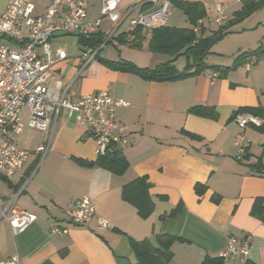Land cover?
I'll list each match as a JSON object with an SVG mask.
<instances>
[{
	"label": "crops",
	"instance_id": "0c3cea01",
	"mask_svg": "<svg viewBox=\"0 0 264 264\" xmlns=\"http://www.w3.org/2000/svg\"><path fill=\"white\" fill-rule=\"evenodd\" d=\"M28 1L34 4V15L44 14L51 2ZM85 1L88 19L99 18L101 0ZM179 1L199 2L204 6L206 16L200 20L206 28L204 37L219 28L218 4L225 11L222 24L242 5L241 0ZM135 2L124 0L120 11L122 22L110 44L134 47L129 29L121 30V27L136 17L139 9L129 10ZM7 3L8 0H0V16ZM173 4L180 8L178 3ZM246 20L234 25L224 36L225 39L231 34H240L238 49L225 62L211 63V56L221 59L225 56L224 52L214 50L215 43L205 58L208 65L232 67L241 53L260 46L264 49V22L248 28L244 26ZM111 25L109 18H103L99 33L103 35ZM167 25L170 26L169 21ZM181 27H192L198 33L200 29L192 24ZM245 33L252 37H244ZM61 36L51 39L53 52L64 49L53 47V40ZM144 36L150 40L145 31ZM2 43H7L6 39L0 38ZM79 44L81 54L71 69L65 71L72 57L67 52L68 57L54 65L52 72L64 84L75 77L70 93L74 99L106 90L127 103L119 106L116 113L118 120L128 127L129 142L122 151L128 167L118 174L97 163L96 144L90 132L77 124L66 110L59 116L50 150L43 157L37 149L48 144L50 133L30 127L29 111L23 109L24 128L19 142L28 156L16 175L10 179L0 177V189L4 200L18 194L17 209L34 214L36 219L20 233H14L7 221H0L2 264H8L16 255L23 264L47 261L52 264H142L134 252L133 241L149 239L157 246L159 234L178 238L171 246L173 255L167 264H201L207 256H221L229 237L247 235L251 237L248 259L228 262L264 264V209L261 215L254 213L257 199L264 198V173H258L252 166L259 159L264 160V132L252 125L242 129L235 120L242 107H264V51L255 56L250 68L241 65L224 75L221 70L211 69L217 73L215 79L205 71L158 81L107 63L127 60L139 67L155 68L168 61H160L161 57H155L157 54L172 59L169 54L152 52L149 44L150 56L145 64L138 62V58L100 57L107 43L97 59L82 69V52L91 46ZM176 61L180 71L187 65L186 60L180 69ZM194 106L210 109L215 116L191 112ZM238 135L243 139L244 154L236 144ZM139 177H146L151 185L149 192L154 209L147 218L139 215L137 208L122 196L124 186ZM196 184L206 186L203 193L196 192ZM85 195L95 199L97 214L108 219L110 228L98 230L95 218L85 226L71 224L67 209ZM177 207L180 209L170 216ZM55 226L68 228V233H52Z\"/></svg>",
	"mask_w": 264,
	"mask_h": 264
},
{
	"label": "built area",
	"instance_id": "2783aa9c",
	"mask_svg": "<svg viewBox=\"0 0 264 264\" xmlns=\"http://www.w3.org/2000/svg\"><path fill=\"white\" fill-rule=\"evenodd\" d=\"M177 0H136L129 10L139 9L131 20L129 32L142 27L145 35L151 38L155 28L168 24L171 5ZM124 0H101L100 17L88 19L85 0H51L46 12L34 15V4L28 0H8L0 16V38L7 43L0 44V177L11 178L24 166L28 153L20 147L19 136L24 128L23 109L29 111L28 125L39 131L50 133L48 144L37 149L43 157L50 150L53 132L63 110L82 127L90 132L96 144L98 156L122 152L128 144V127L118 120L117 108L127 103L113 97L106 90L83 95L77 99L70 96L72 84H64L52 72V67L68 57L65 49L53 52L51 39L57 35H77L90 39L100 31L103 18L111 20L112 25L103 33L102 41L81 55V69L96 60L105 44L114 40L122 22L121 9ZM220 16L217 23L222 24L223 7L218 4ZM131 44V41H130ZM256 57L245 63L250 68ZM80 69V70H81ZM215 79L217 73L206 70ZM53 81L55 82L53 84ZM242 128L260 125L261 120L251 113L241 112L235 117ZM236 144L240 153H245L243 139L238 135ZM18 194L3 199L0 189V221H7L14 233L24 231L36 216L16 207ZM71 224L85 226L93 218L97 229L111 227L107 218L96 212V201L85 195L67 209ZM68 228L55 226L51 232L68 233ZM251 237L231 236L221 254L227 261L236 258L248 259ZM0 264L2 261L0 260ZM8 264H23L18 255Z\"/></svg>",
	"mask_w": 264,
	"mask_h": 264
},
{
	"label": "trees",
	"instance_id": "16d2710c",
	"mask_svg": "<svg viewBox=\"0 0 264 264\" xmlns=\"http://www.w3.org/2000/svg\"><path fill=\"white\" fill-rule=\"evenodd\" d=\"M179 7L184 11L189 22L192 25L199 26V33L192 27H172V26H160L153 30L152 36L149 40V48L152 52L165 53L172 56V59L157 65L155 68H143L137 66L134 62L122 60L119 62H107L110 66L123 71H130L140 74L147 79H153L158 81L174 80L178 78L188 77L192 75H198L205 72L208 69L215 71L221 70L222 75L227 73L231 69H235L241 65H245L247 60L252 56L260 55L264 49L263 46L256 48L253 51H247L241 53L235 60L232 67L222 66H210L206 63V56L211 52L212 46L221 38L226 36L232 30L231 28L244 21L247 17L253 14L258 9L264 7V0H241V7L236 10L233 17L226 21L224 24H220L219 28L213 32L210 36H203L205 27L200 23V20L206 16L204 6L199 2H187V1H175ZM132 38V46L140 48L142 42L145 39L144 30L142 27H137L133 32H129ZM103 35L96 33L90 39L79 37V42L85 45L95 46L101 42ZM185 56L187 59V65L183 70H178L175 66V61L180 57ZM191 112L203 115V116H215V112L207 109L203 106H194L190 109ZM247 112L254 116H257L261 120L260 125H253L257 130L264 132V107H242L238 110V113ZM236 114V115H237ZM100 165L107 169L121 174L127 167L128 162L122 152H114L105 156H98ZM258 173H264V160L259 159L252 165ZM150 183L146 177H139L134 181L124 186L122 196L125 200L132 203L138 210L139 215L147 218L151 215L154 209V203L150 196ZM206 189V186L196 184L195 190L197 193H203L202 190ZM264 198L257 199L254 205V213L261 215L263 213ZM180 207L174 209L170 216L174 215ZM178 239L172 235H157L158 245L155 246L149 239L142 241H133V248L138 258L139 263L142 264H167L172 258L171 246L173 242ZM44 264H52L51 262H45ZM201 264H231L222 256L210 257L207 256ZM246 264H253L247 262Z\"/></svg>",
	"mask_w": 264,
	"mask_h": 264
},
{
	"label": "rangeland",
	"instance_id": "374dc122",
	"mask_svg": "<svg viewBox=\"0 0 264 264\" xmlns=\"http://www.w3.org/2000/svg\"><path fill=\"white\" fill-rule=\"evenodd\" d=\"M223 15L225 17V11H224ZM170 16H171L170 20H169L170 26L177 25V26L181 27V26H185L187 24H191L189 21L186 20V17L184 16L182 10H180V8H178L174 4H172L171 8H170ZM246 19H245L246 23L244 24V26H246L248 28L254 27L260 21L264 22V7L255 11L253 14H251ZM222 21H224V19ZM206 23L208 24V26H210V28H212L210 25V22L207 21ZM213 23L214 22L212 21L211 24L213 25ZM130 25H131V19H128L122 25L121 30L122 29L128 30ZM209 33L212 34L211 31H209ZM238 35H240V34H231L230 36L226 37L225 39L223 37L219 41H217L214 50L224 52L225 56L223 57V59H221V58H217L216 56L213 55L209 58V61L211 63L212 62H218V61L225 62L227 59L226 57H229L228 55H231L234 52V50L238 49V47L240 45V42H241L240 37L241 36H238ZM244 35H245L244 37H249V36L252 37V34L247 35V33H245ZM143 41L144 42H143L141 50H139V48H137V47H131V46L126 45V44H119L116 47L113 44H110V43H112V41H111L101 51L99 56L100 57H106V58H119L120 56L123 58H128V59L138 58V60H139L138 62H140L141 64H145L149 61L148 58L150 56L149 51L147 50V45L149 44V41L146 39H144ZM53 47H55V48L56 47H63L64 49L67 50V52L69 54H71L72 57L69 59V62L65 67L66 72L68 69H71L72 65L75 64L77 57H79L81 54L79 38L76 35H63V36H61V38H55L53 40ZM136 53H139V57L136 56ZM155 57H161V58H159L160 61H165L167 59L168 60L170 59L169 56L163 55V54H157V56H155ZM186 60L187 59L185 56H180L179 59L176 61L177 66L180 67V69H182L184 64L186 63ZM153 62H155V61H153ZM148 64H150V63H148ZM152 64H154V63H152ZM77 85H78V83L76 84V86ZM41 159H42V156H41Z\"/></svg>",
	"mask_w": 264,
	"mask_h": 264
}]
</instances>
